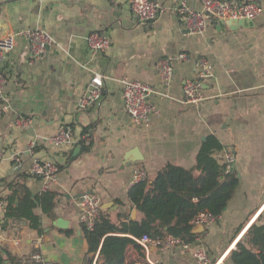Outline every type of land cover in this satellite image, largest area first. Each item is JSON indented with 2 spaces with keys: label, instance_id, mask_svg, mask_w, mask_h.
<instances>
[{
  "label": "crops",
  "instance_id": "obj_1",
  "mask_svg": "<svg viewBox=\"0 0 264 264\" xmlns=\"http://www.w3.org/2000/svg\"><path fill=\"white\" fill-rule=\"evenodd\" d=\"M157 1L166 12L156 22L142 24L126 0L118 5L109 0H0V33L16 36L14 50L0 63L9 106L0 116V199L11 194L7 184L17 174L15 156L22 159L20 173L34 197L44 191L42 181L29 174L31 165L51 161L60 167L58 182L49 189L59 195L55 217L35 210L42 218L41 233L25 221L4 220L0 247L22 264H31L35 254L47 264H96L98 254L87 256L80 197L97 193L101 212L115 223L141 220L128 198L135 171L145 168L149 182L168 164L195 171L201 147L211 136L223 146L215 157L224 163L231 152L241 178L220 218L194 227L195 243L206 249L212 263L224 264L251 225H264V12L235 29L212 22L199 35L191 34L175 12L180 0ZM187 1L202 10L201 0ZM234 1L264 9V0ZM33 29L54 39L38 59L22 36ZM93 32L109 37L105 53L89 49L86 37ZM182 53L189 61L177 60ZM203 58L214 69V78L204 83L206 101L186 106L184 84L198 77L197 63ZM164 59H172L175 68L167 93L160 78ZM95 75L103 78L101 99L80 110L79 101ZM123 78L148 83L158 92L151 102L160 113L149 126L134 125L127 114ZM22 117L32 125L17 126ZM63 129L71 131L73 143L53 146L49 139ZM85 135L90 152L83 151ZM59 219L65 227L57 225ZM148 259L154 264H198L181 250L153 248Z\"/></svg>",
  "mask_w": 264,
  "mask_h": 264
},
{
  "label": "trees",
  "instance_id": "obj_2",
  "mask_svg": "<svg viewBox=\"0 0 264 264\" xmlns=\"http://www.w3.org/2000/svg\"><path fill=\"white\" fill-rule=\"evenodd\" d=\"M82 146L84 152L91 151V144ZM222 150L219 140L211 136L201 147L195 171L168 164L152 182L132 186L128 198L142 219L115 223L101 212L92 230L82 226L89 247L87 256L98 254L96 264H149L144 249L133 238L173 235L195 243L197 235L193 232L192 221L201 213L218 220L240 183L238 175L226 173L223 161L215 157ZM25 182L26 175L17 173L7 184L11 194L4 199L8 206L1 220L25 221L31 230L41 233L42 218L35 210L40 208L45 216L54 218L59 195L48 190L33 198ZM0 264L22 263L6 248L0 247ZM213 264H217L216 261ZM224 264H264V225H251Z\"/></svg>",
  "mask_w": 264,
  "mask_h": 264
},
{
  "label": "built area",
  "instance_id": "obj_3",
  "mask_svg": "<svg viewBox=\"0 0 264 264\" xmlns=\"http://www.w3.org/2000/svg\"><path fill=\"white\" fill-rule=\"evenodd\" d=\"M48 1V0H41ZM114 5H118L122 0H109ZM134 15L142 24H151L160 19L166 12L165 6L157 0H126ZM202 10L193 9L187 0H180L175 7V12L185 24L191 34L202 35L212 22L218 21H254L260 17L264 9L262 6L253 2H236L234 0H201ZM1 19V9H0ZM30 45V52L33 58L38 59L43 56L54 44L53 37L41 29L26 30L22 32ZM86 43L93 54L105 53L110 47L108 36L98 32L90 33L86 37ZM16 46V36L14 34L0 33V63L5 56L14 50ZM179 61H189L187 54L182 53L178 56ZM198 77L194 80H187L183 87V104L186 106H199L206 101L204 94V83L214 78L213 66L207 59H201L197 63ZM175 73L174 61L164 59L160 62V78L165 93L169 90ZM7 77L0 70V116L9 111L6 97ZM120 83L123 87V100L125 110L136 126H149L153 116L159 115V108L151 102V98L158 94L150 84L133 81L123 78ZM104 87L101 75H95L85 94L79 101L80 110H88L99 102ZM19 127H28L32 125V120L28 118H19L16 122ZM55 147H62L73 143L71 131L63 129L49 139ZM83 142L89 145V137L84 136ZM226 173L233 172L235 169V158L231 152H227L224 158ZM22 170V159L14 157V171L20 173ZM60 167L51 161H35L29 174L40 179L43 183V191H48L58 182ZM149 181V174L143 167L138 168L134 175L132 184H139ZM8 206L7 201L0 199V212H3ZM79 221L82 226L92 230L101 213V199L97 193H86L78 200ZM217 219L208 213H201L192 221V225H208L214 223ZM4 233V222L0 219V238ZM140 245L147 256L149 264H154L148 259L151 249L160 251L181 250L189 253L198 264H213L209 253L204 247L197 243H188L173 235L151 238L148 235L142 238H133ZM31 264H47L40 255L35 254L31 258Z\"/></svg>",
  "mask_w": 264,
  "mask_h": 264
},
{
  "label": "water",
  "instance_id": "obj_4",
  "mask_svg": "<svg viewBox=\"0 0 264 264\" xmlns=\"http://www.w3.org/2000/svg\"><path fill=\"white\" fill-rule=\"evenodd\" d=\"M249 21L243 20V21H237V20H229V21H218V23H220V26L225 27V26H229L230 29H235L238 27H245ZM139 159H136V161H138ZM191 172L194 171V169L190 170ZM233 172H235V169L233 170ZM238 178H241L240 175H238ZM34 198V195H33ZM8 224V221H6L5 223V228ZM57 225L60 227H65V224L63 223V220L59 219L57 221Z\"/></svg>",
  "mask_w": 264,
  "mask_h": 264
}]
</instances>
